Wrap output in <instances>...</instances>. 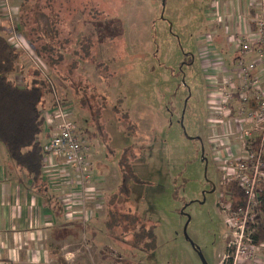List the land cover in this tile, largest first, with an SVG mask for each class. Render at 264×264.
<instances>
[{
  "label": "rangeland",
  "instance_id": "obj_1",
  "mask_svg": "<svg viewBox=\"0 0 264 264\" xmlns=\"http://www.w3.org/2000/svg\"><path fill=\"white\" fill-rule=\"evenodd\" d=\"M120 6V40L102 49L94 45L101 55L96 49L95 59H79L72 79L74 91L67 86L69 82L58 81L57 95L61 107L71 111L68 120L81 126L87 119L86 127L93 129L92 117L102 115L105 137L82 145L90 167L104 176L93 177L84 189L118 191L122 181L118 162L132 158L129 162L139 182L132 181L130 198L123 195L121 206L113 209L146 217L154 225L156 243L149 252L130 248L131 233H121V227L111 232L104 227L107 212L102 207L95 238L83 234V249L88 260L97 264H202L198 252L207 264H217L233 235L232 227L226 225L229 215L224 206L228 204L230 211L235 208L220 196L224 185L232 183L228 179L238 155L231 156L226 164L230 175L226 174L220 150L225 142L234 144L238 139L217 134L213 128L224 127V122L210 123L207 112L202 60L212 47L217 54L210 59L218 58L222 65L234 54L232 44L227 47L211 38L223 19L219 0H123ZM16 36L24 41L21 34ZM100 58L106 63L111 60L107 69L96 66ZM21 61L23 57L16 64Z\"/></svg>",
  "mask_w": 264,
  "mask_h": 264
},
{
  "label": "trees",
  "instance_id": "obj_2",
  "mask_svg": "<svg viewBox=\"0 0 264 264\" xmlns=\"http://www.w3.org/2000/svg\"><path fill=\"white\" fill-rule=\"evenodd\" d=\"M122 1L20 0L16 6V31L23 36L28 50L16 48L9 42L8 36L11 35L12 29L7 21H0V142L13 163L25 170L34 180L41 177L44 166L45 152L42 150L43 143L40 142L39 136L45 125L43 104L46 96L50 95L54 108L56 99L59 100L57 82L67 81V86L73 89L72 79L82 61L79 59L84 57L82 59L93 60L96 58L94 51L97 49L94 45H100L102 49L107 43L113 45L120 40L123 32L120 14ZM82 25L83 29L79 27ZM251 27L255 28L253 22ZM98 52L101 55L100 49ZM21 57L24 61L17 65ZM35 57L47 67L46 71L35 64ZM26 59L29 65L26 64ZM107 60L109 64L100 58L96 66H101L102 70L107 69L111 63L109 58ZM237 99L236 91L231 107L234 108ZM80 103L84 104L85 100L81 99ZM112 114L116 116V111L113 110ZM101 116L96 113L92 117L93 129L86 127L89 125L87 119L84 126L72 121L77 124L82 141L89 144L98 137H105L104 126L100 123ZM122 116L127 118L126 112ZM131 160L132 158L128 162H118L123 182L120 180L118 191L108 193L104 199V210L107 212L104 227L109 231L114 227H121V233H131V239H127L130 248L149 252L154 249L156 243L154 225L136 212L119 213L113 209L114 205L118 207L119 202L124 200L123 195L127 199L130 198L132 181L139 182L129 162ZM87 161L92 165L88 158ZM91 169L94 170V167ZM220 198L226 202L231 201L232 208L243 205L245 200L236 181L224 185ZM259 198V223L253 236L257 243L264 240V187L261 188ZM128 201L134 202L130 199ZM123 222L131 225V228H125ZM57 264L66 263L62 258H58Z\"/></svg>",
  "mask_w": 264,
  "mask_h": 264
},
{
  "label": "built area",
  "instance_id": "obj_3",
  "mask_svg": "<svg viewBox=\"0 0 264 264\" xmlns=\"http://www.w3.org/2000/svg\"><path fill=\"white\" fill-rule=\"evenodd\" d=\"M249 1L250 5L256 8V13L251 19L255 28L238 38L231 35L227 41L239 55L236 63L230 68H225V76L214 74L206 78L209 122L221 124L224 122V127L221 125V129L223 133L225 130V136L234 135V138L238 139L235 145V153L238 155L235 156L232 177L228 180L236 181L245 196L244 204L232 211L229 210L228 204L224 206L225 212L229 215L228 218L226 217V225L232 227L233 235L226 242L224 253L217 264H264V255L261 253L264 249V240L257 243L253 238L259 223V193L264 187V92L259 87L258 80L251 77L256 62L260 63L264 73V0ZM0 12V18L7 21L12 29L9 42L16 48L28 50L25 41L16 36L17 7L13 8L11 0H0ZM250 51L255 54L256 60L245 62L242 55ZM208 53L217 54L214 47ZM213 59V64L220 66V70L224 72V67L221 66L222 60L215 57ZM33 61L41 66L34 58ZM236 91L238 99L233 108L231 103ZM251 101L254 102L252 107ZM53 111L56 120L55 131L42 144V150L45 156L56 157L74 167L80 205V211L76 216L81 219L84 226L87 222L84 213L86 197L91 195L96 198L101 197L94 189H84L93 180L95 173L89 168L77 124L68 120L70 111L62 108L57 99ZM228 143V141L224 143L225 147L220 153L222 168L230 175L228 172L230 168L226 166L232 156ZM55 172L51 171L48 174L51 179L59 178L60 175H56ZM224 210L221 206V211Z\"/></svg>",
  "mask_w": 264,
  "mask_h": 264
},
{
  "label": "crops",
  "instance_id": "obj_4",
  "mask_svg": "<svg viewBox=\"0 0 264 264\" xmlns=\"http://www.w3.org/2000/svg\"><path fill=\"white\" fill-rule=\"evenodd\" d=\"M19 1L13 0L17 3L12 4L16 6ZM219 7L223 15V19H220L221 27H216L211 38L232 47L227 42L229 36L238 38L252 30L251 19L256 13V8L250 5L249 0H219ZM210 55L204 56L205 60L201 59L205 81L208 76L214 74L225 76V68L232 67L239 57L234 52L221 65L224 66L223 72L219 70L220 66L213 64ZM242 58L245 62L256 60L252 51L243 54ZM256 63L251 77L258 80V85L264 92V73L260 63ZM250 106H254L253 101ZM52 107L51 97L47 95L43 104L45 125L39 136L41 143L47 141L55 131L56 120ZM209 127L212 128V124H209ZM220 128L213 129L217 130V134L220 133L222 138H234V135L225 136V130L223 133ZM230 142L228 147L232 155H235L236 143ZM45 157L42 175L38 180H34L25 170L13 163L0 142V264H57L58 258H62L66 264H97L88 260L82 238L83 234L95 238L97 219L104 210V199L107 198L106 190H100V198L93 195L86 197L84 213L87 222L83 226L81 219L76 216L80 205L74 167L56 157ZM51 171H56L55 174L60 175L59 178L51 179L48 175ZM93 172L95 176H104L97 169Z\"/></svg>",
  "mask_w": 264,
  "mask_h": 264
},
{
  "label": "water",
  "instance_id": "obj_5",
  "mask_svg": "<svg viewBox=\"0 0 264 264\" xmlns=\"http://www.w3.org/2000/svg\"><path fill=\"white\" fill-rule=\"evenodd\" d=\"M202 159L203 160H206L204 156H202ZM213 190H214V187L211 189V191H213ZM188 222H189V216H188L187 221H186V223L184 225V233L185 234H186V226H187ZM198 254L200 256V259H201L202 264H207V262L205 261L204 257L202 256V254L200 252H198Z\"/></svg>",
  "mask_w": 264,
  "mask_h": 264
}]
</instances>
